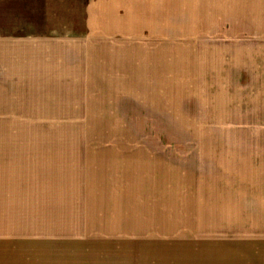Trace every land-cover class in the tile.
Listing matches in <instances>:
<instances>
[{
    "label": "rangeland",
    "instance_id": "1",
    "mask_svg": "<svg viewBox=\"0 0 264 264\" xmlns=\"http://www.w3.org/2000/svg\"><path fill=\"white\" fill-rule=\"evenodd\" d=\"M146 1L0 0V264H264V16ZM45 34L81 44L59 90L25 82Z\"/></svg>",
    "mask_w": 264,
    "mask_h": 264
},
{
    "label": "crops",
    "instance_id": "2",
    "mask_svg": "<svg viewBox=\"0 0 264 264\" xmlns=\"http://www.w3.org/2000/svg\"><path fill=\"white\" fill-rule=\"evenodd\" d=\"M50 3H53L54 1L60 3V0H47ZM124 2L123 0H121ZM224 1L225 4V12L226 13L224 16L225 18L231 19L233 22L236 21L238 18V13L236 12L237 10L243 9L244 11H247L248 17H251L253 19H260L264 16V13L262 14L264 10V0H222ZM117 0H87L86 6L84 10L87 12V20L88 24L90 27H96V26H123V27H136L138 25L139 19L143 20L145 17H150L152 16L151 14H146L148 12L147 6L150 2L146 0H137V4L139 5L140 3V13L139 16L142 18L133 17L132 14L135 13V8L133 9V3L135 4L136 2L127 0V2L131 5L132 11L128 10V6H125V15H120L114 13L116 12L117 9L113 8V6L116 4ZM219 3V2H218ZM161 6V2L159 3ZM168 4L169 3H164L163 8L165 10L168 9ZM221 4V3H219ZM167 5V6H166ZM171 5V4H170ZM171 8V6H170ZM173 8V7H172ZM148 10H151V8H148ZM257 10H260L259 12ZM113 11V13H111ZM153 13V10L150 11ZM262 14V15H261ZM161 16V15H158ZM161 19V17L159 18ZM250 19V18H249ZM248 19V21H249ZM250 19V20H253ZM162 20V19H161ZM49 21V20H48ZM47 26H56L59 25L60 23H46ZM249 25H252L250 23ZM52 34V32L50 33ZM42 35L41 40L35 39L34 41H30L29 43L25 42L24 45V53H25V58L28 59L27 64H25V82H30L32 83H39L41 87L39 88L40 90H59L60 89V56L62 53H67V64L70 66L73 64L74 61L79 60L74 52L78 53L79 48H81L80 41L70 40V39H60V35ZM88 42L85 41V43H88V52L89 54V59L94 58V54L92 52H95V44L97 42L96 37L94 39L90 37V40H87ZM11 47V46H9ZM13 48V47H12ZM10 48V49H12ZM16 48V47H14ZM13 51V50H12ZM74 51V52H73ZM16 51H14L13 57L16 56ZM77 55V54H76ZM207 56L201 55V59H206ZM15 62H16V57H15ZM204 62H207L204 60ZM64 64V63H63ZM11 66V62L9 63ZM14 67L17 66V63H14ZM205 67H208V65ZM13 66V64H12ZM203 67V68H205ZM201 68V69H203ZM200 69V73H201ZM66 74L70 75L73 74L70 71H66ZM35 74L34 76L40 74L41 76L38 79H34L32 75ZM203 74V71H202ZM220 74V73H218ZM236 74V73H235ZM240 74V70H238V73ZM31 75V77L29 76ZM63 75V74H62ZM245 75V74H244ZM221 76V74H220ZM224 80H227L224 78ZM44 84H54L57 86L45 88L43 86ZM88 234L92 236H96L99 234L97 231L90 230L88 229ZM104 234L103 232H101ZM100 233V234H101ZM60 264V263H58Z\"/></svg>",
    "mask_w": 264,
    "mask_h": 264
}]
</instances>
